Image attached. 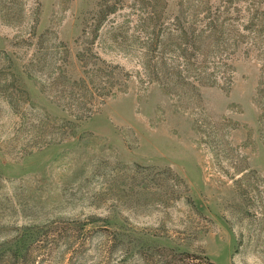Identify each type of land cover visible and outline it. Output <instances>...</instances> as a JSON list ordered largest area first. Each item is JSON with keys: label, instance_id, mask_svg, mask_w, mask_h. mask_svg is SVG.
I'll return each mask as SVG.
<instances>
[{"label": "rangeland", "instance_id": "1", "mask_svg": "<svg viewBox=\"0 0 264 264\" xmlns=\"http://www.w3.org/2000/svg\"><path fill=\"white\" fill-rule=\"evenodd\" d=\"M0 264H264V0H0Z\"/></svg>", "mask_w": 264, "mask_h": 264}]
</instances>
